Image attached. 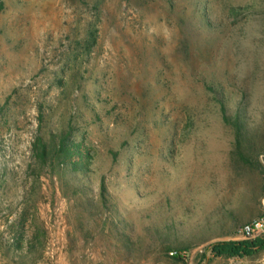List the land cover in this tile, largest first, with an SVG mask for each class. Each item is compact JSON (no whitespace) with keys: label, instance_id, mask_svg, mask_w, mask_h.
<instances>
[{"label":"rangeland","instance_id":"obj_1","mask_svg":"<svg viewBox=\"0 0 264 264\" xmlns=\"http://www.w3.org/2000/svg\"><path fill=\"white\" fill-rule=\"evenodd\" d=\"M263 200L264 0H0V264H264L201 256Z\"/></svg>","mask_w":264,"mask_h":264},{"label":"trees","instance_id":"obj_2","mask_svg":"<svg viewBox=\"0 0 264 264\" xmlns=\"http://www.w3.org/2000/svg\"><path fill=\"white\" fill-rule=\"evenodd\" d=\"M221 103V102H220ZM222 104V103H221ZM223 109V108H222ZM228 121V120H227ZM234 125V123H231ZM235 129L238 131L239 126L235 124ZM34 153H37V159L44 161L47 158V147L42 143H37L34 145ZM243 158V157H242ZM243 160H245L243 158ZM80 163V162H79ZM79 163H76L73 166V169H77ZM101 189L104 190V186H101ZM21 247V246H19ZM264 250V236L256 238L255 240H242V241H222L216 242L209 247H207L202 253V258L206 261L208 258L207 253L209 252L213 257H227V258H244L254 255L256 252ZM174 251V250H173ZM171 251V252H173ZM176 252L173 257L175 258H184L183 254L179 251Z\"/></svg>","mask_w":264,"mask_h":264},{"label":"built area","instance_id":"obj_3","mask_svg":"<svg viewBox=\"0 0 264 264\" xmlns=\"http://www.w3.org/2000/svg\"><path fill=\"white\" fill-rule=\"evenodd\" d=\"M264 208V200H263ZM240 237L244 240H251L255 237L264 235V214L260 217L253 219L251 222L241 227L239 231ZM171 256L175 255L176 252H170ZM126 264H146L144 261L129 262Z\"/></svg>","mask_w":264,"mask_h":264}]
</instances>
